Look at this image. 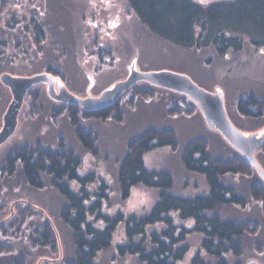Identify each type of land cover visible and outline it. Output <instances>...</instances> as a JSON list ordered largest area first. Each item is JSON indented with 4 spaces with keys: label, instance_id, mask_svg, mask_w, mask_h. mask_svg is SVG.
Masks as SVG:
<instances>
[{
    "label": "trees",
    "instance_id": "trees-1",
    "mask_svg": "<svg viewBox=\"0 0 264 264\" xmlns=\"http://www.w3.org/2000/svg\"><path fill=\"white\" fill-rule=\"evenodd\" d=\"M124 1L127 8L123 15L119 14V18L128 17L127 12L130 11L151 37L189 53L206 55L211 52L226 60L229 53L241 52L248 45L264 54V0H216L207 4L194 0ZM8 2L0 0L1 11ZM33 2L39 0L29 1L28 7ZM44 10L37 5L35 10L32 7L26 8L23 21L17 24H10L13 23L11 18L3 23L0 21V74H23L19 63L25 58L27 50L24 51L20 42L11 45L5 36L6 31L19 29L20 25L26 34V39L22 41H25L27 49L33 45L40 54L39 60L33 64L40 71L56 72V68L62 70V59L77 50L70 39L67 45L60 38L51 36L58 35V30L44 18ZM83 22L85 24L86 20ZM18 37L21 39V35ZM83 51L78 54L81 55ZM112 52L113 49L103 46V50L87 54V58L101 66L103 61L110 59L107 64L110 65L115 61L111 62L114 55ZM23 53L25 56H22ZM205 59V65L209 64L210 61ZM195 77L204 86L212 85ZM209 78L214 83L215 80ZM138 83H142L144 88L136 83L125 92H129L132 97L136 95L145 98L157 89L148 83ZM215 83L225 86L222 81V84ZM1 86L0 83V89ZM41 94L29 90L26 97L39 99L43 97ZM120 100L109 107L93 111H78L75 105L66 106L77 138L87 150H92L93 136L90 130L85 132L77 125L78 117L106 120L113 113L112 118L120 119ZM185 105L181 108L178 102H174L168 107V112L187 114L193 104ZM236 108L243 117H264V100L257 98L253 92H249L245 98L237 99ZM165 145L177 149V133L173 129L150 128L127 141L125 152L112 175L111 185L94 169L80 174V158L71 149L53 150L37 141L32 146L21 144L11 147L4 154L0 163L1 181L15 182L16 185L24 182L35 189H43L48 181L61 197L58 216L69 233L71 254L68 256L69 253L65 252L64 259L55 264H99V256L109 249H114L119 257H133L139 264H175L188 252L187 238L191 233L200 236V245L191 257V264H242L241 255L246 247L245 233L256 235L258 228L255 223L249 227L248 221L223 217L217 210L221 206H246L247 201L226 179L228 175L248 173L244 167L246 160L234 150L230 156H214L204 139H191L181 147L180 160L185 171L203 175L207 190L192 195L177 193L174 191V177L169 170H151L144 165L143 156L146 152ZM259 149L264 154V142ZM72 182L76 187L70 186ZM256 183L250 185V196L260 202L261 215L264 217V189ZM136 186L156 191L155 199L146 212L126 214L121 210H105L114 206L111 193L117 195L116 203H122L129 196L131 188ZM17 212L21 211L17 209ZM188 220L193 221L190 227L185 224ZM119 224L123 226L124 239L113 244V234ZM38 232L35 238L27 239L29 252L17 255L19 258L14 257L13 264H35L42 253L38 254V251L57 250L48 223H41ZM202 251L206 258L201 255ZM29 256L36 257L31 260Z\"/></svg>",
    "mask_w": 264,
    "mask_h": 264
},
{
    "label": "rangeland",
    "instance_id": "rangeland-1",
    "mask_svg": "<svg viewBox=\"0 0 264 264\" xmlns=\"http://www.w3.org/2000/svg\"><path fill=\"white\" fill-rule=\"evenodd\" d=\"M29 1L31 0H9L7 7L0 10L1 23L10 18L13 21L10 24L22 22L26 8L32 7L35 10L36 5L41 6L45 9L44 18L52 22V26L58 30V35L51 34V36L60 38L67 45L70 44V39L77 50L74 48L76 50L74 53L66 54L67 56L62 59V70L56 68V72L40 71L37 65H33L34 61L39 60L40 54L33 45L27 49L25 41H22L26 39V34L24 30H21V25L19 29L8 30L5 36L8 37L9 43L15 45L20 42L24 51L27 50L26 56L22 54L25 58L19 63V67L23 68V74L18 76L50 73L55 78L56 93L58 92L57 79H59L70 93L86 98L98 96L102 91L111 89L116 82L125 79L131 70L178 72L187 75L200 87L210 92H221L228 117L241 132L260 134L264 131V117L247 118L241 116L236 110L237 99L245 98L249 92H253L257 98L264 100V54L253 47L245 45L241 52L229 53L226 60L218 58L211 52L206 55L189 53L151 37L132 12H127L128 17L119 18V14L123 15L127 8L124 0H39L40 3L33 2V5L28 7ZM194 1L207 4L216 0ZM94 16L98 18L95 20ZM83 20H86L85 24ZM87 42L88 45H86ZM103 46L114 50V53L112 52L114 55L111 57V62L115 60L114 63L107 65L110 59H106L101 66L95 61L91 62L93 59L87 58L89 54L103 50ZM82 51L81 55L78 54ZM203 58H206L205 61L208 59L210 63L205 65ZM117 67H119L118 72H116ZM195 76L212 85L204 86ZM209 77L215 80L214 83ZM220 80L225 86L215 83H221ZM138 82L136 83L140 85L139 87L144 88V85ZM1 85L0 129L3 114L12 97L9 88L2 83ZM155 87L157 89L153 90L152 95L145 98L136 95L132 97L129 92H125L126 90L125 93L122 92L119 96L120 119L112 118L113 113L106 120L78 117L77 125L85 132L90 130L93 136L92 150H87L77 138L75 126L68 118L66 106L72 105L52 99L47 93L46 83H35L25 94L14 133L0 145V163L11 147L21 144L32 146L37 141L42 146L53 150L71 149L80 158V174L94 169L112 185V175L125 152L127 141L150 128H169L177 133V149L174 150L169 145L153 148L143 156L145 167L151 170H169L174 177V191L177 193L192 195L206 191L207 186L203 175L185 171L180 160L181 147L191 139L202 138L207 142L214 156H230L232 150L240 153L216 129L208 126L199 107L188 96L182 93L177 95L178 92L167 88ZM29 90L42 93L44 98L32 99L34 101L31 105V98L26 97ZM174 102H178L181 108L186 106L185 103L193 104L192 110L187 114H175L173 111L169 113L168 107ZM75 106L78 107V111H87L79 105ZM259 148L254 151V156L264 170V154L260 153ZM245 164L244 167L247 168L248 173L228 175L226 179L247 201L246 206L244 208L221 206L217 211L226 218L234 217L239 221H248L249 227L253 223L256 224L258 228L256 235L245 233L246 247L241 260L242 264H248L250 261L264 264V217L261 215L260 202L250 196L251 183L257 182V186L264 189V181L252 166ZM1 180L2 172L0 171V264H13L14 257L19 258L20 256L17 255L29 252L27 239L35 238L36 233L39 234L41 223L44 222L48 223L52 229L57 250L55 252L38 251V254L42 253L41 257H37L39 259L35 264L60 262L64 259L65 252L69 253V256L71 254L70 236L58 216L62 199L48 184L49 182L46 181L43 189H35L24 182L16 185L15 182ZM70 186L76 187V184L72 182ZM155 196L154 189L136 186L131 188L129 196L122 203H116L117 195L111 193L114 206L107 207L105 210L108 212L121 210L126 214L144 213L151 207ZM17 209L21 212H17ZM192 223V220L185 222L188 227ZM123 239V226L119 224L113 234L112 243H120ZM187 241L188 252L175 264H191V257L200 245V236L197 233H191ZM115 253L114 249H109L101 254L99 264H139L133 257L127 255L119 257ZM201 255L207 257L203 251ZM34 257L36 256H29L31 260Z\"/></svg>",
    "mask_w": 264,
    "mask_h": 264
},
{
    "label": "water",
    "instance_id": "water-1",
    "mask_svg": "<svg viewBox=\"0 0 264 264\" xmlns=\"http://www.w3.org/2000/svg\"><path fill=\"white\" fill-rule=\"evenodd\" d=\"M138 81H146L151 85L167 88L188 96L199 107L208 126L216 129L242 155L246 162L258 172L264 181V170L254 156V151L264 142V131L260 134L255 132L244 134L229 119L221 92H210L200 87L187 75L169 70H131L125 79L116 82L111 89L102 91L98 96L86 98H80L70 93L59 79H57L58 92L56 93L54 89L55 78L50 73L32 76L2 73L0 82L9 88L12 97L2 117L0 145L14 133L25 94L35 83H46L48 95L56 101L79 105L87 111H93L111 105L119 98L122 92ZM248 264H256V262L250 261Z\"/></svg>",
    "mask_w": 264,
    "mask_h": 264
}]
</instances>
